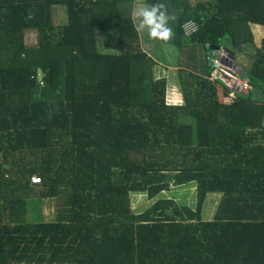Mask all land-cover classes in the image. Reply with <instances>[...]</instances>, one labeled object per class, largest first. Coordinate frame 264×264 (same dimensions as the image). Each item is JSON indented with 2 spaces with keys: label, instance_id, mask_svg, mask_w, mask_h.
I'll use <instances>...</instances> for the list:
<instances>
[{
  "label": "trees",
  "instance_id": "obj_1",
  "mask_svg": "<svg viewBox=\"0 0 264 264\" xmlns=\"http://www.w3.org/2000/svg\"><path fill=\"white\" fill-rule=\"evenodd\" d=\"M144 2L175 16L169 40L152 38L175 62L143 48L135 0H0V264H264V102L220 99L218 57L195 47L237 60L248 45L242 75L264 90V0ZM100 32L119 51H102ZM162 62L184 65L181 103ZM190 184L195 208L162 196ZM134 193L153 204L134 212ZM210 194L221 200L207 220ZM44 198L58 202L49 221Z\"/></svg>",
  "mask_w": 264,
  "mask_h": 264
},
{
  "label": "rangeland",
  "instance_id": "obj_2",
  "mask_svg": "<svg viewBox=\"0 0 264 264\" xmlns=\"http://www.w3.org/2000/svg\"><path fill=\"white\" fill-rule=\"evenodd\" d=\"M198 0H192L193 3H196ZM144 0H135V3L133 4L132 8V14L134 13L135 9L141 6H145ZM55 16V22L58 25H61L66 21V12L64 9H56L54 12ZM134 17V16H133ZM136 25L139 24V19L134 18ZM140 37H141V43L142 46L147 52L150 54H153L157 59L160 56H156L155 52L161 51L160 53L164 52L167 53L168 61L175 62L176 58L174 57L176 54L173 47L167 46L166 44L162 43H155L152 38H150L147 34L146 30L139 31ZM98 40L100 44V49L102 51H119V45L117 41L116 34L110 33V32H104V33H98ZM26 42L28 45H36L38 44V37L36 34H28L26 38ZM197 47V50L199 49L201 52H207L208 56L210 58L213 57H220V54H217V56L212 53V51L206 49L203 45L195 46ZM188 50V49H187ZM225 53V51H222ZM237 52V62H239V65L242 68L249 67L251 63L254 61L253 59V50L248 45H242L240 49L236 50ZM170 53V54H169ZM185 60V59H184ZM164 65H159L156 68V76L163 77L167 76L169 80L168 84V91H167V97L170 103H181L183 102V96L181 94V88H180V79H179V68L184 65H178V64H169L166 65L165 62H162ZM32 180V178H31ZM162 196L172 198L177 203L181 205H189L192 208L196 207V187L195 184H190L186 186L181 187H172L169 191L165 192ZM221 200L220 194H210L207 199V204L205 206L204 210V218L207 220H211L214 218L218 204ZM153 200H150L147 197V194L145 193H134L132 194V209L134 212H142L145 209H147L149 206L153 204ZM41 215L44 217L45 220L49 221L56 217L57 211H58V202L54 199H48L44 198L41 207L39 209ZM32 211L28 210L23 213H21L19 217H17L14 220L8 221L7 224L11 227L14 226L17 222H24L23 219H32Z\"/></svg>",
  "mask_w": 264,
  "mask_h": 264
},
{
  "label": "built area",
  "instance_id": "obj_3",
  "mask_svg": "<svg viewBox=\"0 0 264 264\" xmlns=\"http://www.w3.org/2000/svg\"><path fill=\"white\" fill-rule=\"evenodd\" d=\"M186 34H191L197 31L198 26L195 22H188L184 26ZM226 53H221L220 57L213 59V68L210 79L222 82L220 94L223 101H230L236 94L251 92V86L248 78L244 77L235 67L232 60L226 59ZM229 92V96H224V91ZM34 184H39L41 179L38 176L32 177Z\"/></svg>",
  "mask_w": 264,
  "mask_h": 264
},
{
  "label": "clouds",
  "instance_id": "obj_4",
  "mask_svg": "<svg viewBox=\"0 0 264 264\" xmlns=\"http://www.w3.org/2000/svg\"><path fill=\"white\" fill-rule=\"evenodd\" d=\"M133 16L139 19V24L136 25L137 30H146L150 38L162 41H167L171 38L172 30L170 28V22L175 20V16L168 12L163 2L138 7L135 9ZM222 51L225 50L223 49ZM231 60L234 65L235 63L239 64L237 60L233 58Z\"/></svg>",
  "mask_w": 264,
  "mask_h": 264
},
{
  "label": "water",
  "instance_id": "obj_5",
  "mask_svg": "<svg viewBox=\"0 0 264 264\" xmlns=\"http://www.w3.org/2000/svg\"><path fill=\"white\" fill-rule=\"evenodd\" d=\"M216 49H220V47H216ZM235 66L240 73L243 72L239 64L235 63ZM251 97L255 101L264 102V90L260 88H253L251 91Z\"/></svg>",
  "mask_w": 264,
  "mask_h": 264
},
{
  "label": "crops",
  "instance_id": "obj_6",
  "mask_svg": "<svg viewBox=\"0 0 264 264\" xmlns=\"http://www.w3.org/2000/svg\"><path fill=\"white\" fill-rule=\"evenodd\" d=\"M239 63V62H238ZM220 99H221V94H220Z\"/></svg>",
  "mask_w": 264,
  "mask_h": 264
}]
</instances>
